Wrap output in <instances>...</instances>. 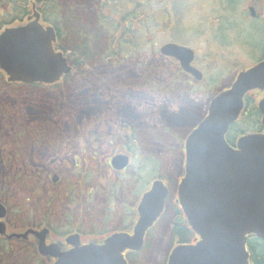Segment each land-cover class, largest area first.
Listing matches in <instances>:
<instances>
[{"label":"water","instance_id":"95a60500","mask_svg":"<svg viewBox=\"0 0 264 264\" xmlns=\"http://www.w3.org/2000/svg\"><path fill=\"white\" fill-rule=\"evenodd\" d=\"M249 10L252 17L257 16L255 6ZM56 40L55 29L44 26L36 12L28 23L0 34V68L10 82L53 84L71 71L67 58L54 48ZM160 52L202 79V73L192 66L193 49L167 43ZM253 90H264V60L241 71L228 89L211 100L206 117L185 141L179 202L198 238L195 243L175 246L167 264H250L249 238L264 239V134H245L236 147L227 140L231 125L244 111L246 95ZM259 109L264 124V99ZM112 163L123 169L129 158L118 155ZM168 196V186L156 180L140 201L133 234L116 232L103 242L84 245L80 235L73 234L67 238L72 248L66 250L58 243L48 245L47 231L36 232L39 251L56 258L54 264H129L125 253L143 249L145 236L163 214ZM6 216L7 208L0 203L2 236L7 232Z\"/></svg>","mask_w":264,"mask_h":264},{"label":"flooded vegetation","instance_id":"af4514ba","mask_svg":"<svg viewBox=\"0 0 264 264\" xmlns=\"http://www.w3.org/2000/svg\"><path fill=\"white\" fill-rule=\"evenodd\" d=\"M100 1L102 0H98L95 3L96 21H98V15L99 11L101 10V6L103 4L106 6V3H111L110 0H103V4L101 5ZM140 2H142V4H146L145 0H140ZM258 5V9H261L262 12L263 4H261L259 1ZM258 20H261L264 23V15L258 13ZM136 53L137 57L138 55H141V51H137ZM66 56L70 65L72 66V71L58 84L49 85L43 83L25 84L8 82L6 84L7 87L10 86V89H13L12 91L16 92V95L19 97V99L21 98V95H24L25 92H28L27 95L30 94V97L32 95L34 97L36 96L37 101L31 97V101L29 102L30 107L25 105V100V103L19 99L14 101L15 104L19 105L22 109L29 108L30 110L32 106H37V111H39L37 117L38 115H40V117L39 120H36V122L38 121L39 124L45 122L46 125L49 126V129H42L33 132L34 139L30 154L26 156L23 155L21 157L20 152L17 151H8L3 147V144L0 141L1 166L8 168L10 165H16L17 178L13 180H20L28 183L27 186L30 187L27 189V194L30 195L32 191L33 195L36 194V198L32 199L31 202L32 206H34V209L39 213L37 219L34 220L33 218L32 221L27 222L29 215L33 214L30 208L27 206L28 201L31 199L23 201V198L20 202L21 207L17 208L16 212L19 220H21V223H19V220L16 221L15 218H13L11 213L14 211L9 206V204L6 203L7 200L3 199L0 200V202L5 203L9 213L5 220L6 224L12 225L14 227L34 226L33 228L35 229L46 227L50 230V233L47 237L48 241H46L48 244L56 241L61 244L59 239L60 236L63 238L64 244H67V237L73 234L80 235V241L82 245L90 242H103L107 236L115 232H126L133 234L138 221V206L140 204L141 198L152 187L154 180L157 178H162L169 187V196L166 204L171 202L175 208V219L173 221L174 232L176 226L179 224V222H176V220L179 213L178 187L180 181L177 179L176 187L172 189L164 174L161 175L160 173L156 178L153 177L154 168L152 165V153L154 148L149 143V141L142 140L143 133L146 132L145 135H148L149 132L147 127L148 119L146 111L149 109L148 103L150 96H142L141 93H138L137 95V92H135L137 89L140 90L147 88V85L143 88L136 87L134 82L130 81V70L119 69V65L122 61H129L136 56L132 50H130L126 51L124 54H122V56L119 55L118 58L106 57V59H99L100 62H98V65L94 68H91L88 65L80 69H77L74 65L75 62L73 60L74 57L72 52L66 53ZM160 56L166 62H170L177 67V75L180 77H184L191 83L205 81L206 89L209 88L211 91H214V94L208 98L207 107L203 112L202 118L206 116L209 103L215 97V95L221 90L229 87L224 86L222 84L223 82H221V85L218 86L211 84L212 80L210 81L211 78L208 77V74L212 71L207 73L204 65L200 64L197 53L192 66L202 73V79H197L190 72H186L183 69L181 62L176 58L171 56ZM144 63L147 64L146 61H144ZM104 65L111 66L112 68L106 67ZM145 66V68L148 67L147 65ZM89 71L91 74H104V79L105 75L112 74L113 77H119L124 82L120 86L121 88L110 86L106 84L104 80L103 82H90L88 78L90 74H87L86 77L80 75L81 73H87ZM136 73V71H132V79L135 78ZM179 76H177V79ZM77 79H81L79 85L80 88L84 90L82 94L87 97L86 103H90L92 106L91 110H81L78 111V113H76L74 110L72 101L74 97L80 95L81 89L76 92L77 94H74V91L72 90L78 89L79 87L72 88L71 93L67 94V99L60 101L57 98L56 108V105L54 104L55 102L53 100V97H57V95H54L55 91L66 82ZM84 79L88 81H83ZM147 82L149 81L147 80ZM171 84L172 83L167 85V87H169ZM125 88L128 90V93L132 94L130 98L133 99L135 96L140 98L135 99L134 103L131 102V105L128 108H124V105L119 108L117 112L119 111L121 114H123V116L119 114V117H117L118 115L116 113V109L119 104L124 103L121 101L123 99L122 93L124 92L126 94ZM117 94H119L118 97ZM98 95H101V97H96ZM252 95L254 97L251 96L250 101H252V104L249 103V111L255 109L256 106L258 109V126H253L256 127V130H253V132L264 134L263 114L259 109V103L264 99V90L253 92ZM97 111H99L98 115ZM115 113L116 116L114 118L117 117V120L114 119L113 124L108 122L107 126L110 128H106L104 125L106 119H111L109 118V115H113ZM0 114H4V109H0ZM66 115L69 117L73 115L78 117L81 116L79 118L81 120L83 118H87V120H85L87 121L86 128L83 126L82 129H76L74 132L71 130L56 131V128L52 130L50 129L52 125H55L54 123L57 117L61 118ZM82 124H79L76 127L82 126ZM232 128L233 126L231 129ZM17 134L19 139L22 138L21 142H23V138L27 133L22 131L17 132ZM181 146V171L179 172V177L184 174V142ZM106 150L109 152V157L107 163H104L102 166V163L98 160V157L100 156V153H103ZM118 154L125 155L129 158V164L123 169H117L112 165L113 157ZM142 155H145V157H142ZM94 162H97V164L101 167H96ZM101 170H104L105 173H102ZM97 173H101V176L96 177ZM57 197L58 199L64 197L62 201L64 202L63 204L65 206V213L63 214H65L64 217H66V220L64 222L65 225H63L62 228H69V230H67L68 233L63 235H59L56 231V228H54L51 224V217L56 212L53 202ZM93 197L97 200L99 197H105V206L102 214L103 218L98 221V226H96L94 223H90V219L88 218L89 216L92 218L91 216H94L93 212L95 213L98 210V207L95 209L94 207L88 206L87 204V202H90V204L94 203L95 199L91 200ZM84 203H86V208H88L85 212V217L86 219L88 218V220L85 219L83 214L85 210L83 208ZM37 204H39L40 208H37ZM115 216L121 218V225L117 228H114L112 225L113 217ZM74 217L78 220L74 219ZM83 219L86 220L85 223ZM9 232L10 231H8L7 235H10ZM52 232L57 235L56 238L53 237ZM148 233L149 234L146 235V244L143 251L149 244L152 231ZM31 237L33 236L29 235V238ZM3 238L7 239L8 241H3L1 244L12 242L14 244L22 245L23 249L26 251L29 250L32 256L28 258L33 264H52L54 262V258L50 256H40L37 250V244L34 240L28 241L30 242L28 243L26 241L19 242V240H17L19 238L16 237L8 238L5 236ZM174 244L175 243L173 240L172 246L169 249V253ZM70 248H72V246L69 244L68 249ZM143 251L128 252L127 256L134 255L133 259L136 258L139 260L138 257L141 255V253H143ZM134 263L136 264L135 261Z\"/></svg>","mask_w":264,"mask_h":264},{"label":"rangeland","instance_id":"374dc122","mask_svg":"<svg viewBox=\"0 0 264 264\" xmlns=\"http://www.w3.org/2000/svg\"><path fill=\"white\" fill-rule=\"evenodd\" d=\"M60 1L65 7H69V9L74 8V15L79 24L89 25L91 27L94 26L96 0ZM133 1L136 0H111L112 3L106 8V13L116 18V14H123L129 10H133L136 7V3ZM234 2L240 3L237 7V12L240 15H236L235 17L239 23L235 20L233 13H231L234 12V10L229 8L225 13L226 17H223V12H225L223 8H227V2H224L222 5L220 0H167L166 6L169 7L168 14H170L169 24L166 25V27L152 25L148 34V42L145 40L147 38L146 36L138 38L142 46L141 55L133 57V59L126 62L122 61L119 65V69H129L131 77L132 71L137 72L135 78L132 79L130 77V81L134 82L136 87L143 88L147 85V88L137 89V91H135L137 95L141 93L142 96L147 95L151 97H149L148 103L151 108L146 111L149 132L148 135H145L146 132L143 133L142 140L149 141L154 148H152V165L160 170L158 174L161 173V175L164 174L166 176L172 189L176 187L177 179L180 178L181 145L185 142V137L190 130H192L196 123L202 120L203 112L207 107L208 98L214 94V91H211L209 88L206 89L205 81L191 83L184 77L182 78L177 75V67L162 59L159 50L164 44L172 41L187 45L196 51L198 60L200 64L204 65L207 73L214 69V65L219 66L220 64H224L222 67H224V69L226 68V70L224 72L221 71L223 78L220 80L223 82L222 84L224 86H231L240 69L257 62L259 57L264 54V23L261 20H247V18H249V7L253 5V0H234ZM153 5L156 7V10L161 9L158 0L154 1ZM242 13H244V16ZM231 24H236L232 25L235 26V29L226 31V28ZM221 30L223 31L222 36ZM217 33L221 38L217 37ZM222 37H225V39L222 40ZM144 61H146L147 64H145ZM145 65L148 67L145 68ZM215 70L216 69L213 70L212 76ZM97 76V73L90 74L89 79L92 78V81H100ZM177 76H179L178 79ZM101 79L110 86H118L116 84L124 82L121 79L114 80L112 77L109 78L108 75H105V79L104 77H101ZM147 80L149 82H147ZM80 82L81 79L70 80L55 91L54 95H57V97H53V100L56 108V99L58 98L60 101L67 99V94L71 93L72 88L79 87L78 89L72 90L74 94H77L76 92L81 89L79 85ZM170 83L172 84L167 87ZM5 86L0 88V109H4V114H0V141L3 147L8 151H17L20 152L21 157L23 155L26 156L30 154L34 139L33 132L49 129V126H47L45 122L41 124H39L38 121L36 122L40 117V115L37 117L39 113V111H37V106H32L30 110L29 108L22 109L19 105L15 104L14 100L19 99L16 92L12 91L13 89H10V86ZM127 91L126 89V94L124 92L122 93L123 99L121 102L124 103L117 104V117H119V114L123 116L119 111L117 112L119 108L123 105L124 108H128L131 102L134 103L135 99L140 98L137 96L133 99L130 98L132 94ZM80 92H84V90ZM27 93L28 92H25L24 95H21L19 100L22 102L25 100V105L30 107L29 102L31 101V97L32 99H36V96L34 97L32 95L30 97V94L27 95ZM118 95L119 94H117V97ZM86 98L87 97H85V99ZM74 100L75 104L78 99L75 98ZM116 113L109 115L111 119H106L104 123L106 128H110L107 126L108 122L113 124V120H117V117L114 118ZM98 114L99 111H97V115ZM80 117L76 115L71 117L68 115L61 118L57 117L54 123L55 125H52L50 129L56 128V131L71 130L74 132L76 129H82L83 126L86 128L87 121L85 120H87V118L81 120L79 119ZM79 124H82V126L76 127ZM22 131L27 133L23 138V142H21L22 138L19 139L17 134V132ZM145 155H142V157H145ZM108 157V150L100 153L98 160L102 163V166L104 163H107ZM94 165L98 168L101 167L97 162H94ZM101 172L105 173L104 170H101ZM99 176H101V173L96 174V177ZM16 178L17 167L15 164L13 166L10 165L8 168L0 164V191L5 194L4 199L7 201H4H6L14 211L11 213L13 218L14 216L17 217V208L21 207L20 202L24 198L23 201L31 199L28 201L27 206L33 213L35 220L38 218L39 213L34 209L31 201L36 198V194L33 195L32 191V193L28 195L27 189L30 187L27 186L28 183L20 180H13ZM63 198L64 197L58 199L57 197L54 200L53 206L56 212L51 217V224L56 228L59 235L68 233L67 230H69V228H62L66 220V217H64L65 214H63L65 213V206L62 201ZM92 199L94 200L95 198L93 197L91 200ZM104 202L105 197H99L98 200L95 199L93 204L87 202L88 206H92L95 209L98 207V210L95 213L93 212L94 216H91L92 218H90V216L88 217L90 223H94L96 226H98V221L103 218ZM86 207L87 205L84 203V217L88 209ZM37 208H40L39 204H37ZM174 212L175 208L173 204L171 202L166 204L164 214L156 224L154 230H152L147 248L139 255V260L134 258L136 264L166 263L169 249L172 246L174 238ZM88 218L86 219L85 217L86 220H88ZM74 219L77 218L74 217ZM86 220H84V223ZM120 221V217H113V227H120ZM19 223H21V220H19ZM28 257L30 258L29 252L24 250L20 244H14L12 242L4 245L0 244V264H33Z\"/></svg>","mask_w":264,"mask_h":264},{"label":"trees","instance_id":"16d2710c","mask_svg":"<svg viewBox=\"0 0 264 264\" xmlns=\"http://www.w3.org/2000/svg\"><path fill=\"white\" fill-rule=\"evenodd\" d=\"M220 2L222 5L224 2H227V8H223L225 9V12H223L224 18L226 17L225 13L228 11V8L234 10V12H231L234 18L236 15H240L237 12V7L240 3H235L234 0H229V3L228 0H220ZM33 3H36L39 7L43 21L56 28L58 37L56 43L57 49L65 53L72 52L75 62L74 65L77 69L88 65L94 68L98 65V62H100L99 59H106V57L118 58L119 55L122 56L125 51L132 50L134 53L141 51L142 46L139 42L140 40H138L139 35L144 34V37H147L149 28L150 26L152 28V25L166 27V25L169 24L170 18V14H168L169 7L166 6L167 0H158L161 6V9H159L160 7L158 8L159 10L152 7L151 3L146 2V4H141L137 2L136 7L121 18H113L108 15L103 9L104 5H102L98 15V21L95 20L94 26L92 27L79 24L74 15V8L69 9V7H65L60 0H1L0 31L17 22H23L29 17L32 13ZM242 15L244 16V13H242ZM248 19L249 18H247V20ZM235 20L237 21L236 18ZM237 22L239 23V21ZM232 25L236 24L229 25L226 31L234 30L235 26ZM222 35L223 31L221 30V36ZM217 37H220L218 33ZM222 38V40L225 39V37ZM222 65L224 66V64L213 66L214 69H216L213 76V71L208 74V77L211 78L210 81L212 80V85H221L220 79L223 78L222 72L226 70ZM87 74H91L90 71L81 73L80 75L86 77ZM103 76L104 74H98L97 77L103 82V79H101ZM108 76L109 78L112 77L114 80L121 79L116 76L113 77L112 74ZM91 79H89L90 82H92ZM83 81L88 80L84 79ZM4 85V76L0 72V88ZM116 85L119 86L115 87H120L122 83ZM82 90L83 89L80 91ZM82 93L83 92H81L79 96L74 97L72 101L76 113L81 110L89 111L92 108L90 103H86V96ZM251 96H253L252 93L246 97V111L243 113L240 120L233 125L228 135V141L231 145H235L238 137L242 134L256 130V127L253 126H258L257 106L254 105L256 106L255 109L249 111V103L252 104V101H250ZM96 97H101V95ZM75 98H77L78 101L74 104ZM149 108H151V106H149ZM1 196L4 197L3 194ZM178 211L176 222L178 221L179 224L174 230V243H190L195 241L197 236L189 227L186 219H184V214L180 206L178 207ZM248 248L251 254L250 264H264V240L251 236L248 241ZM133 257L134 255L128 256L129 264H135Z\"/></svg>","mask_w":264,"mask_h":264},{"label":"bare ground","instance_id":"6f19581e","mask_svg":"<svg viewBox=\"0 0 264 264\" xmlns=\"http://www.w3.org/2000/svg\"><path fill=\"white\" fill-rule=\"evenodd\" d=\"M126 110H128V109H126Z\"/></svg>","mask_w":264,"mask_h":264}]
</instances>
